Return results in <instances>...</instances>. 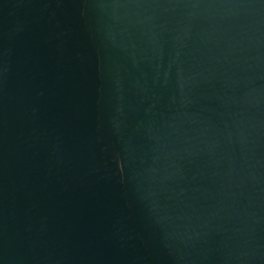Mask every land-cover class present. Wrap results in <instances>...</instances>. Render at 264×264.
<instances>
[{"label":"water","instance_id":"95a60500","mask_svg":"<svg viewBox=\"0 0 264 264\" xmlns=\"http://www.w3.org/2000/svg\"><path fill=\"white\" fill-rule=\"evenodd\" d=\"M0 264H264V0H0Z\"/></svg>","mask_w":264,"mask_h":264}]
</instances>
